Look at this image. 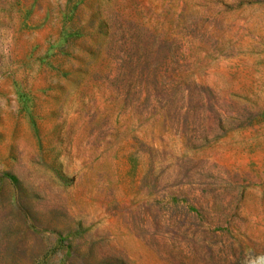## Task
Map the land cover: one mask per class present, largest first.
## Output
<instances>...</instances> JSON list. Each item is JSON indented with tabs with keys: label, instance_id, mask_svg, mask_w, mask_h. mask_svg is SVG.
<instances>
[{
	"label": "rangeland",
	"instance_id": "374dc122",
	"mask_svg": "<svg viewBox=\"0 0 264 264\" xmlns=\"http://www.w3.org/2000/svg\"><path fill=\"white\" fill-rule=\"evenodd\" d=\"M0 264H264V0H0Z\"/></svg>",
	"mask_w": 264,
	"mask_h": 264
}]
</instances>
